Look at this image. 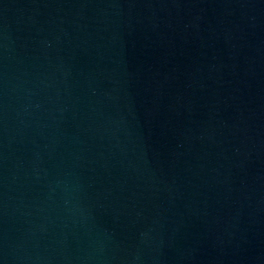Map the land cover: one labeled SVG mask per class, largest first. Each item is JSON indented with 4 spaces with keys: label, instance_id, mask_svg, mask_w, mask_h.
Returning a JSON list of instances; mask_svg holds the SVG:
<instances>
[{
    "label": "water",
    "instance_id": "water-1",
    "mask_svg": "<svg viewBox=\"0 0 264 264\" xmlns=\"http://www.w3.org/2000/svg\"><path fill=\"white\" fill-rule=\"evenodd\" d=\"M0 264H264V0H0Z\"/></svg>",
    "mask_w": 264,
    "mask_h": 264
}]
</instances>
